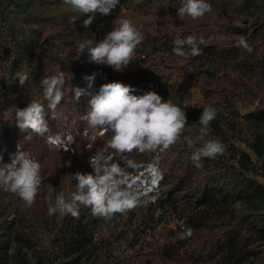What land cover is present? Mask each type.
Wrapping results in <instances>:
<instances>
[{
	"label": "trees",
	"instance_id": "1",
	"mask_svg": "<svg viewBox=\"0 0 264 264\" xmlns=\"http://www.w3.org/2000/svg\"><path fill=\"white\" fill-rule=\"evenodd\" d=\"M212 11L177 16L183 0H120L89 27L64 0H0V153L17 145L41 164L35 203L0 187V264H264V0H206ZM125 20L144 37L133 62L117 72L90 61L85 40L102 41ZM194 36L201 54L174 53L175 41ZM246 38L251 53L236 43ZM28 75L24 85L13 79ZM64 73L63 98L53 116L42 80ZM95 75L91 88L88 76ZM121 82L136 96L155 92L184 108V135H199V116L214 108L208 139L227 145L215 158L192 162L183 139L166 151L117 152L111 133L96 135L83 117L101 85ZM86 89L77 102L73 88ZM43 105L42 135L16 126V110ZM197 143L195 147H199ZM117 168L133 189L147 192L136 210L111 221L79 208V218L49 215V202L76 191L74 174ZM163 179L153 184L149 169ZM155 202H149L151 198ZM193 235L181 239L185 229Z\"/></svg>",
	"mask_w": 264,
	"mask_h": 264
},
{
	"label": "clouds",
	"instance_id": "2",
	"mask_svg": "<svg viewBox=\"0 0 264 264\" xmlns=\"http://www.w3.org/2000/svg\"><path fill=\"white\" fill-rule=\"evenodd\" d=\"M64 3L79 15H72L69 23L82 15H88L83 21L84 27H89L96 14L109 15L120 4V0H64ZM212 11V6L206 0H183L177 9V16L181 19L190 17L193 20L203 18ZM144 37L130 21L125 20L119 27L110 31L106 37L95 42L85 40L80 44L81 52L87 49L90 61L98 65H106L114 71L120 72L133 62L137 47ZM201 37L197 40L194 36L175 41L174 53L178 56L186 55L183 50L185 45L191 49L192 56L201 54L199 44H203ZM237 47L244 48L251 53L252 47L246 38L240 37ZM19 80L24 85L28 75L17 72L13 79ZM88 87L91 88L95 75L85 78ZM44 96L47 99L48 108L53 116H58L55 109L63 98L65 76L63 72L58 75L42 80ZM135 89L121 82L105 83L100 86L97 94L92 95L88 101L89 111L83 117L94 131L92 139L96 135L103 136L111 133L109 146L117 152L166 151L180 143L183 139L190 148H194L192 162L196 168H201L202 158H215L223 155L227 145L218 139H208L212 132L211 124L216 119L217 111L214 108H204L199 116L198 123L201 126L199 135L193 139L185 136L187 126V114L181 108L169 100L163 101L162 97L155 92H149L142 96L132 93ZM74 99L78 102L82 95L87 94L86 89L73 88ZM16 126L22 132L31 131L42 135L47 131L45 111L43 105L31 102L24 109L16 110ZM199 143V147L195 145ZM95 157H90L92 161ZM93 172L74 174L76 191L69 199L61 192L52 204L49 202L48 214L70 215L79 218L81 205L90 207L93 216L111 221L116 214H125L141 207L147 192L133 189L119 169H99L93 166ZM153 176V184H158L163 179L157 167L149 169ZM47 176L42 175L41 164L27 156L17 145L15 153H9L5 161L3 153H0V187L4 190L17 194L26 207H31L39 193V190ZM149 202H155L151 198ZM193 230L185 229L181 239L191 237Z\"/></svg>",
	"mask_w": 264,
	"mask_h": 264
}]
</instances>
